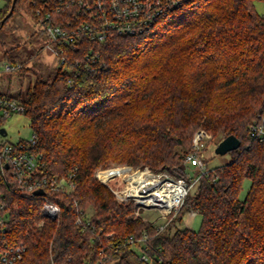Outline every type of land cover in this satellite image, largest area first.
<instances>
[{
	"label": "trees",
	"instance_id": "obj_1",
	"mask_svg": "<svg viewBox=\"0 0 264 264\" xmlns=\"http://www.w3.org/2000/svg\"><path fill=\"white\" fill-rule=\"evenodd\" d=\"M256 1L264 0H182L142 33L65 46L67 68L39 77L26 99L18 97L45 173L73 171L76 183L70 194L47 193L61 209L55 219L42 216V197L1 187L7 238L28 246L18 264H83L99 258L102 243L106 264H150L128 245L108 247L111 232L110 240L147 232L153 264H264V140L249 138L264 109V14ZM13 2L0 9V29ZM198 128L221 140L234 134L241 145L201 177L168 222L135 217L134 201H118L95 176L112 162L187 176ZM190 208L202 216L197 230L182 225ZM83 214L92 224L85 230L76 223Z\"/></svg>",
	"mask_w": 264,
	"mask_h": 264
},
{
	"label": "built area",
	"instance_id": "obj_2",
	"mask_svg": "<svg viewBox=\"0 0 264 264\" xmlns=\"http://www.w3.org/2000/svg\"><path fill=\"white\" fill-rule=\"evenodd\" d=\"M2 0H0L1 3ZM182 0H20L27 4L33 15L44 26L47 35L46 47L59 59L62 66L68 64L65 46L78 49L83 40L105 41L110 36L134 35L144 32L164 11L177 7ZM90 52H93L92 50ZM22 64L6 63L4 70L21 68ZM19 112H25V105L18 97L0 94V264H18L26 255L28 246L24 242H13L7 238L9 213L7 204L2 199L1 187L15 188L21 195L40 196L44 200L41 214L55 219L61 209L50 197L49 191L70 194L76 186L74 172L67 175L51 176L45 173L46 162L43 154L33 150L36 138L11 142L3 138L1 132L7 118ZM8 133V131H7ZM211 134L203 128L193 134L192 148L187 153L186 161L196 166L194 173L187 176L173 177L163 172H153L145 167L129 164H115L96 170L95 176L106 184L120 202L134 201L138 215L141 209H154L160 213L163 221L168 222L172 214L178 213L185 205L191 189L196 187L203 175L209 176L211 170L207 163L205 150ZM249 138L264 140V109L250 124ZM117 179L122 185L117 187L112 180ZM38 190L43 193L36 194ZM197 210H192L195 216ZM191 216V217H192ZM146 220V219H145ZM78 223L83 230L92 225L88 214L79 216ZM164 226L159 225V229ZM114 233H105L109 239L108 247L116 248L128 245L135 251L141 262L153 264V257L148 253L149 235L129 234L120 240H110ZM102 243L100 256L95 260H86L83 264H106L110 254Z\"/></svg>",
	"mask_w": 264,
	"mask_h": 264
},
{
	"label": "rangeland",
	"instance_id": "obj_3",
	"mask_svg": "<svg viewBox=\"0 0 264 264\" xmlns=\"http://www.w3.org/2000/svg\"><path fill=\"white\" fill-rule=\"evenodd\" d=\"M7 3L8 0H2L0 3V9L5 7ZM255 7L259 13L264 14V1H256ZM47 40L48 38L43 23L33 15L27 4L18 3L14 13L0 29V94L26 99L29 87L34 84L39 77L48 78L56 73L60 66L59 59L46 47ZM6 54L16 57L21 64L23 63L27 70L21 68L4 70L6 63H12L11 60L6 57ZM4 127L7 129L8 133L3 136V138L11 142L29 140L34 134L33 128L30 125V118L24 112L10 115L4 123ZM0 137L2 138V136ZM220 141V135L213 136L211 134L208 147L205 150L206 160L210 168L227 163L232 158L231 152L225 154L216 153V147ZM115 164L121 165L123 163L112 162L108 166ZM187 164L188 171L191 174L194 173L196 170L195 164L193 162H188ZM101 167L107 166H99L97 169ZM145 167L150 168L149 166L140 168ZM152 171L157 172L154 170ZM250 184V179L244 181L241 191L242 198L247 195ZM194 189L195 187L191 189V192ZM192 210L195 209L190 208L185 212L182 225L197 230L201 225L202 216L199 213L192 216ZM92 211L93 209L89 207L88 214L92 213ZM134 216L142 217L143 219L153 222H165L163 221V218H161L160 213L154 209H141V214L138 215L137 208L135 207ZM44 219L51 218L44 217ZM43 223L44 222L42 221V224ZM133 261L135 264H140L136 259Z\"/></svg>",
	"mask_w": 264,
	"mask_h": 264
},
{
	"label": "water",
	"instance_id": "obj_4",
	"mask_svg": "<svg viewBox=\"0 0 264 264\" xmlns=\"http://www.w3.org/2000/svg\"><path fill=\"white\" fill-rule=\"evenodd\" d=\"M16 1L17 0H14L13 2V6L8 14L7 17H9L12 12H13V9L15 7V4H16ZM1 132L3 134H7V129L6 128H2L1 129ZM241 145V140L234 134H231V135H228L227 137H225L224 139H222L220 141V143L217 145L216 147V153L218 154H225L227 152H231L232 150H235L237 148H239ZM36 194H41L43 193V190H38L35 192Z\"/></svg>",
	"mask_w": 264,
	"mask_h": 264
}]
</instances>
